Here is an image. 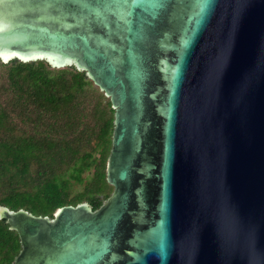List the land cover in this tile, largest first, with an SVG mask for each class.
<instances>
[{"label":"water","instance_id":"95a60500","mask_svg":"<svg viewBox=\"0 0 264 264\" xmlns=\"http://www.w3.org/2000/svg\"><path fill=\"white\" fill-rule=\"evenodd\" d=\"M84 70L111 194L0 205L11 264H264V0H0V61Z\"/></svg>","mask_w":264,"mask_h":264},{"label":"trees","instance_id":"16d2710c","mask_svg":"<svg viewBox=\"0 0 264 264\" xmlns=\"http://www.w3.org/2000/svg\"><path fill=\"white\" fill-rule=\"evenodd\" d=\"M113 119L109 97L84 70L0 61V205L50 217L67 204L97 208L113 190L106 180ZM20 248L0 218V264Z\"/></svg>","mask_w":264,"mask_h":264},{"label":"rangeland","instance_id":"374dc122","mask_svg":"<svg viewBox=\"0 0 264 264\" xmlns=\"http://www.w3.org/2000/svg\"><path fill=\"white\" fill-rule=\"evenodd\" d=\"M78 188H80V187H78Z\"/></svg>","mask_w":264,"mask_h":264}]
</instances>
